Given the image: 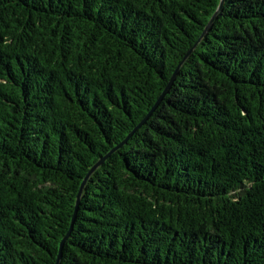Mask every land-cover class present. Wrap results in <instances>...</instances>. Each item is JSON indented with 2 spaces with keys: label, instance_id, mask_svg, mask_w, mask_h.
I'll return each instance as SVG.
<instances>
[{
  "label": "trees",
  "instance_id": "trees-1",
  "mask_svg": "<svg viewBox=\"0 0 264 264\" xmlns=\"http://www.w3.org/2000/svg\"><path fill=\"white\" fill-rule=\"evenodd\" d=\"M221 1L0 0V264H264V0Z\"/></svg>",
  "mask_w": 264,
  "mask_h": 264
},
{
  "label": "water",
  "instance_id": "water-1",
  "mask_svg": "<svg viewBox=\"0 0 264 264\" xmlns=\"http://www.w3.org/2000/svg\"><path fill=\"white\" fill-rule=\"evenodd\" d=\"M223 2L224 0L221 1V4L219 6V8L217 9V11L215 12L214 16L212 17L211 21L209 22V26L213 23L215 17L217 16V14L221 11V8H222V5H223ZM209 26L207 27L205 33L209 30ZM204 33V34H205ZM193 48L186 54L185 58L183 59V61L179 64L178 66V69H177V72L178 70L180 69L182 63L184 62V60L189 56V54L192 52ZM177 72L174 74V76L172 77V80H171V83L169 84V86L167 87L166 91H168L170 85L172 84L174 78L176 77V74ZM165 94V93H164ZM164 94L161 96V99L163 98ZM160 99V100H161ZM160 100L158 101V103L160 102ZM158 103L156 104V106L158 105ZM156 106L154 107V109L156 108ZM116 149V148H115ZM114 149V150H115ZM113 151V150H112ZM111 151V152H112ZM111 152H109L107 155L103 156L88 172V174L86 175V177L84 178L82 184H81V187H80V190H79V193H78V199H77V205H76V211L80 205V201H81V197H82V194H83V191H84V188L89 180V178L92 176V174L99 168V166L106 160V158L111 154ZM75 215H76V212H75ZM75 217V216H74ZM74 226V219H73V223H72V226H71V229L73 228ZM70 232L71 230L65 235V237L63 238L62 242H61V247H60V252H59V255H58V258H57V262L56 264H60V261H61V258H62V253H63V248H64V245H65V242L66 240L68 239V237L70 236Z\"/></svg>",
  "mask_w": 264,
  "mask_h": 264
}]
</instances>
